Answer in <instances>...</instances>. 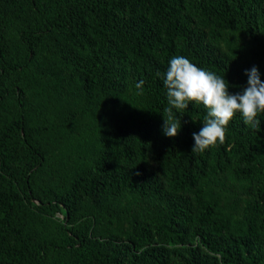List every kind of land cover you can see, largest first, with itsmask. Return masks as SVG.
I'll list each match as a JSON object with an SVG mask.
<instances>
[{
  "label": "trees",
  "instance_id": "1",
  "mask_svg": "<svg viewBox=\"0 0 264 264\" xmlns=\"http://www.w3.org/2000/svg\"><path fill=\"white\" fill-rule=\"evenodd\" d=\"M176 55L264 81V0H0V264H264V114L165 136Z\"/></svg>",
  "mask_w": 264,
  "mask_h": 264
},
{
  "label": "clouds",
  "instance_id": "2",
  "mask_svg": "<svg viewBox=\"0 0 264 264\" xmlns=\"http://www.w3.org/2000/svg\"><path fill=\"white\" fill-rule=\"evenodd\" d=\"M247 86L235 94L229 91V82L215 72L201 68L183 55L173 56L161 74L157 73L166 89L168 106L164 109L163 134L169 138L179 135L182 124L176 112L184 113L189 105H203L206 115L203 127L193 133V153H202L225 140L227 126L239 114L252 129L260 126L264 114V81L257 67L245 71ZM144 81L135 87L142 89ZM175 110V112H174Z\"/></svg>",
  "mask_w": 264,
  "mask_h": 264
},
{
  "label": "rangeland",
  "instance_id": "3",
  "mask_svg": "<svg viewBox=\"0 0 264 264\" xmlns=\"http://www.w3.org/2000/svg\"><path fill=\"white\" fill-rule=\"evenodd\" d=\"M157 167H158V165H157V163H156L155 161H151V162H150V164H149V168H150L151 170H156ZM58 217L62 218L61 215H59Z\"/></svg>",
  "mask_w": 264,
  "mask_h": 264
}]
</instances>
